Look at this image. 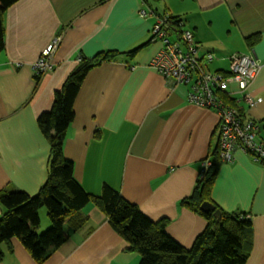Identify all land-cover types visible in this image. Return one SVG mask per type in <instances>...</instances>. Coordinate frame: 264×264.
Returning a JSON list of instances; mask_svg holds the SVG:
<instances>
[{"label": "crops", "instance_id": "1", "mask_svg": "<svg viewBox=\"0 0 264 264\" xmlns=\"http://www.w3.org/2000/svg\"><path fill=\"white\" fill-rule=\"evenodd\" d=\"M151 1L19 0L6 11L0 52V192L34 196L40 191L50 147L39 116L52 108L55 92L83 59L118 52L114 61L87 74L75 100L65 157L86 192L98 196L104 185L111 186L150 220H169V236L190 249L207 221L179 204L191 196L203 161L218 147L220 118L213 108L188 101L190 86L175 84L151 67L162 49L161 42H150L152 28L156 16L181 17L202 53L214 54L206 65L210 72L227 73L236 53L252 55L260 66L249 87L255 106L244 101L236 84L228 91L247 120L262 122L264 0ZM141 9L155 16L142 17ZM255 35L260 39L249 46L246 39ZM57 37L53 70L36 89L34 65ZM138 48L133 58L123 55ZM261 124L256 142L264 145ZM253 158L239 149L232 162L222 163L212 198L226 212L250 215L254 245L247 264H264V165ZM43 211L40 230L51 225ZM4 212L0 203V218ZM83 213L88 226L44 264L140 263V255L94 204ZM2 249L0 264H37L18 239Z\"/></svg>", "mask_w": 264, "mask_h": 264}, {"label": "trees", "instance_id": "2", "mask_svg": "<svg viewBox=\"0 0 264 264\" xmlns=\"http://www.w3.org/2000/svg\"><path fill=\"white\" fill-rule=\"evenodd\" d=\"M17 1L0 0V52L5 49L4 16ZM180 19L170 17L176 24ZM259 39L260 36L255 35L246 41L249 46H253ZM140 48L123 55L133 58ZM118 55L121 54L107 52L91 60L83 59L62 88L55 92L52 108L39 116V129L50 147L47 179L34 196L20 190L0 192V203L5 210L0 218V261L3 257L2 247L11 245L12 239H18L37 264H44L72 234L88 226L89 217L83 213V209L92 203L107 217L111 228L128 243L129 249L140 255L139 264H247L254 245L250 215L241 211L226 212L212 198L222 165L218 147L208 156L212 164L206 168L202 165L200 178L191 196L179 204L207 221L206 229L190 249L169 236V220H150L137 205L125 200L121 193L109 185H104L101 194L95 196L86 192L76 180L74 164L64 154L67 132L75 119V100L87 74L104 62L114 61ZM41 77L36 78V89ZM215 93L228 106H237L236 99L228 90H217ZM238 116L243 123L249 122L239 109ZM254 122L257 125L264 123ZM261 164L264 165V162ZM205 202L211 203L221 212V219L216 218L213 212L205 213L201 210ZM44 208L52 225L45 232L39 233L40 211Z\"/></svg>", "mask_w": 264, "mask_h": 264}, {"label": "built area", "instance_id": "3", "mask_svg": "<svg viewBox=\"0 0 264 264\" xmlns=\"http://www.w3.org/2000/svg\"><path fill=\"white\" fill-rule=\"evenodd\" d=\"M140 15L148 18L155 16V11L141 9ZM152 28V40L159 41L162 49L154 57L151 67L161 76L175 84L191 87L188 101L200 106L213 108L219 114V157L222 163L234 160L236 150H243L253 156L255 162H264V145L256 142L259 126L254 121L243 123L236 107L228 106L215 93L217 90H228L229 85L236 84L249 106H255L249 87L260 72V66L250 54L236 53L229 59L227 73L210 72L206 65L215 59L214 54H203L195 41L194 34L186 30L185 22L180 19L176 24L169 15L156 16ZM60 37H57L42 52L34 65L35 74L43 76L53 70L52 59L58 48ZM212 164L210 158L204 160L206 168Z\"/></svg>", "mask_w": 264, "mask_h": 264}, {"label": "water", "instance_id": "4", "mask_svg": "<svg viewBox=\"0 0 264 264\" xmlns=\"http://www.w3.org/2000/svg\"><path fill=\"white\" fill-rule=\"evenodd\" d=\"M201 210L205 213H208V212H213L214 213V216L218 219H221L222 217V214L219 210H216L215 207L209 203V202H205L202 206H201Z\"/></svg>", "mask_w": 264, "mask_h": 264}, {"label": "rangeland", "instance_id": "5", "mask_svg": "<svg viewBox=\"0 0 264 264\" xmlns=\"http://www.w3.org/2000/svg\"><path fill=\"white\" fill-rule=\"evenodd\" d=\"M151 1V0H150ZM152 2V1H151ZM153 4V3H152ZM155 5V4H154ZM44 211L43 212H45V214L47 215V211H46V209H43ZM47 219L49 220V218H48V215H47ZM52 225V224H51ZM51 225L48 227H46V228H42L41 230H40V232L39 233H42V232H45L46 230H48L50 227H51Z\"/></svg>", "mask_w": 264, "mask_h": 264}]
</instances>
